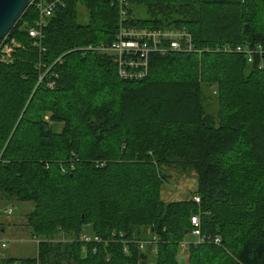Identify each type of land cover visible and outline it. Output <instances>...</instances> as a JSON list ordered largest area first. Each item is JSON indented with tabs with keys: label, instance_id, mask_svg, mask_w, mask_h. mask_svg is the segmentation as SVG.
Here are the masks:
<instances>
[{
	"label": "trees",
	"instance_id": "16d2710c",
	"mask_svg": "<svg viewBox=\"0 0 264 264\" xmlns=\"http://www.w3.org/2000/svg\"><path fill=\"white\" fill-rule=\"evenodd\" d=\"M127 1L131 25L187 29L204 51L120 79L109 56L84 50L115 39V0H69L36 39L30 6L3 41L0 206L34 204L27 226L42 239L36 258L4 262L183 264L198 217L207 241L187 246L185 264H264V56L224 51L264 46V0ZM170 168L196 174L190 199L163 200ZM147 229L156 241L143 251Z\"/></svg>",
	"mask_w": 264,
	"mask_h": 264
},
{
	"label": "built area",
	"instance_id": "2783aa9c",
	"mask_svg": "<svg viewBox=\"0 0 264 264\" xmlns=\"http://www.w3.org/2000/svg\"><path fill=\"white\" fill-rule=\"evenodd\" d=\"M69 0H32L29 7L33 6L37 12L38 19L35 26L29 30L31 38H41L42 30L47 25V20L51 18L53 13L59 8L64 7ZM119 8L118 30L115 39L110 44H100L96 47L89 46L84 50H94L100 54L109 56L118 70L119 78L125 81H141L149 74L150 61L155 56H165L170 53L182 54H201L204 50L199 49L194 40L193 34L183 28H148L141 26H134L130 23L129 3L127 0H115ZM2 60L6 61L10 58L13 52V46L2 44ZM225 52H236L245 54L248 62L252 63L255 54L264 56V46H257L251 48L248 45L237 46L235 49L230 47L224 48ZM261 68L264 69V62H261ZM51 87V85H50ZM197 203H200L198 196L194 197ZM12 207H6L0 210V215H13ZM192 224L195 230L191 236L197 240V244L207 241L205 237L200 234V219L192 217ZM82 241L98 242V237H91L83 235ZM156 237L151 240H135L141 250H146L148 246L155 244ZM215 244H220V239L214 240ZM188 242L181 245V256L186 255ZM1 249L7 248V243L0 242ZM155 252V249H154ZM11 264H19L14 262Z\"/></svg>",
	"mask_w": 264,
	"mask_h": 264
},
{
	"label": "rangeland",
	"instance_id": "374dc122",
	"mask_svg": "<svg viewBox=\"0 0 264 264\" xmlns=\"http://www.w3.org/2000/svg\"><path fill=\"white\" fill-rule=\"evenodd\" d=\"M81 22H85L87 12L85 8H81ZM215 108L214 106L212 107ZM60 126L58 127V130ZM167 173L171 176L168 184L162 189V198L164 201H180L190 199L197 190L196 174L192 171H183L181 169L170 168ZM6 207H12L13 215H0L3 223V230L0 232V242L7 243L6 249L0 247V264H6L7 260L34 259L38 255V246L42 239L33 236L31 229L27 226V215L31 213L35 205L32 203H3L0 210ZM143 230H146L145 228ZM147 232V233H146ZM146 240H150L149 231H145ZM86 235H88L86 233ZM60 239H65L61 237ZM188 244L197 243V240L189 236ZM187 254L181 256L179 260L186 263ZM11 264V263H10Z\"/></svg>",
	"mask_w": 264,
	"mask_h": 264
},
{
	"label": "water",
	"instance_id": "95a60500",
	"mask_svg": "<svg viewBox=\"0 0 264 264\" xmlns=\"http://www.w3.org/2000/svg\"><path fill=\"white\" fill-rule=\"evenodd\" d=\"M32 0H0V48Z\"/></svg>",
	"mask_w": 264,
	"mask_h": 264
}]
</instances>
